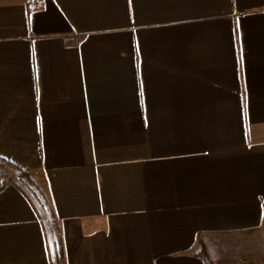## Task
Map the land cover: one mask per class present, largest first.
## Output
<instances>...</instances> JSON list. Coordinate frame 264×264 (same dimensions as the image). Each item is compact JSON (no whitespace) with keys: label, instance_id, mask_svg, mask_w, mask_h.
Here are the masks:
<instances>
[{"label":"crops","instance_id":"obj_1","mask_svg":"<svg viewBox=\"0 0 264 264\" xmlns=\"http://www.w3.org/2000/svg\"><path fill=\"white\" fill-rule=\"evenodd\" d=\"M0 161V264H53L20 169L61 264H264V0H0Z\"/></svg>","mask_w":264,"mask_h":264},{"label":"trees","instance_id":"obj_2","mask_svg":"<svg viewBox=\"0 0 264 264\" xmlns=\"http://www.w3.org/2000/svg\"><path fill=\"white\" fill-rule=\"evenodd\" d=\"M1 163L5 164L3 162ZM19 179L23 185V187L21 186L22 192L29 197L33 203L35 202V207L41 216L47 234L52 238L54 249L51 250V261L53 264H61L65 257V248L53 203L44 189L37 184L32 174L20 169ZM39 207L41 208L40 210ZM200 243L202 245L200 257L206 264H214L209 256L205 243L203 241Z\"/></svg>","mask_w":264,"mask_h":264}]
</instances>
